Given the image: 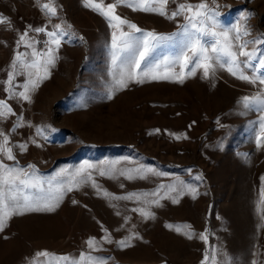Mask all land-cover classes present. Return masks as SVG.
Instances as JSON below:
<instances>
[{
	"label": "rangeland",
	"instance_id": "374dc122",
	"mask_svg": "<svg viewBox=\"0 0 264 264\" xmlns=\"http://www.w3.org/2000/svg\"><path fill=\"white\" fill-rule=\"evenodd\" d=\"M217 3L226 6L220 9L222 24L231 26L242 13L251 11L247 39L264 33V0ZM69 4L70 16L61 8L57 23L66 29L71 25L67 30L72 36L62 40L50 78L39 86L33 114L24 118L17 134H11L16 144L31 145L24 152L14 148L19 167L35 165L38 175L46 179L60 168L78 167L86 161H119L121 170L144 165L169 175L148 174L146 179L128 180L94 172L100 188L109 193H151L159 184L179 178L196 188L198 195L193 198L186 192L177 197L178 203L170 198L174 194L165 196L159 206H151L154 217L145 219L133 211L144 205L134 199L105 197L89 183L67 193L54 211L13 216L0 232V264H32L42 250L78 257L81 251H88L90 237L101 240L103 229L114 242L102 243L93 255L103 257L105 264H162L165 260L167 264H200L209 245L235 257L236 264L253 260L264 264V227H260L264 222L256 212L264 176V147L257 148L250 133L249 121L258 113L239 115L242 109L237 104L259 85L240 81L225 70H218L214 79H203L202 70H198L182 84L131 82L109 98L112 29L82 0ZM175 6L169 0L168 10ZM116 12L141 29L158 33L174 32L184 22L183 17L173 21L126 6H119ZM172 54L169 49L154 53L159 59ZM37 127L44 129L43 135L36 134ZM27 128L29 141L19 132ZM177 135L187 138L176 139ZM33 139L36 144L31 143ZM125 217L130 219L125 222ZM176 226L182 231L177 232ZM186 226L196 233L192 239L184 235L189 230ZM205 230L207 243L199 239ZM132 232L140 238L132 239L131 247L119 248L115 241ZM39 261L47 264L43 257Z\"/></svg>",
	"mask_w": 264,
	"mask_h": 264
},
{
	"label": "snow or ice",
	"instance_id": "6c2138e0",
	"mask_svg": "<svg viewBox=\"0 0 264 264\" xmlns=\"http://www.w3.org/2000/svg\"><path fill=\"white\" fill-rule=\"evenodd\" d=\"M41 11L49 18L57 16V9L61 7L54 0L41 3L34 0ZM175 8L168 10L169 0H114L112 3H104V0H83L85 7L103 16L112 29L110 58H111V84L109 86V98L117 90L127 88L129 83H144L152 81H175L184 83L188 77H193L198 70H202V78H215L218 70H225L231 76L253 86L259 85L257 91L250 95L242 96L237 104L241 106L239 115L258 113L255 120L249 121L250 133L254 137L257 148L264 147V33H260L253 39H247L250 35L248 20L252 16L251 11L241 14L240 20L231 25L222 24L220 19L221 7L217 0H199L191 3L189 0H172ZM118 6H126L134 11L156 13L169 20L175 21L183 17V23L178 24L177 30L171 33H158L155 30H144L135 23L123 18L116 12ZM10 21L0 15V24ZM31 27V26H30ZM71 25L67 26L70 29ZM61 23L54 24L52 30L46 26L35 27V33H45L47 40L43 41V50H37L36 45L41 41L29 36L28 30H24L16 41L17 49L21 45L30 51H17L7 72V79L3 81L7 87L5 92L9 98H18L23 101H31L30 93L39 88L40 84L50 78V68L55 65L57 52L65 37L72 36ZM79 39H83L80 37ZM251 46V47H250ZM169 49L174 54L166 55L159 59L154 55L158 50ZM255 61V63H254ZM179 69L177 71L176 69ZM251 72V74H249ZM17 76H26L22 85L14 84ZM17 87L23 90L16 91ZM9 117H16L10 132L6 133L0 128V232H3L13 216L23 215L26 212L54 211L63 200L64 196L73 190L91 184L98 192L113 200H136L143 207H137L133 211L138 212L145 219L153 218L152 205L159 206L160 200L171 195L173 203H178L177 197L186 192L193 198L198 195L196 188L185 181L176 178L172 183H161L151 193H128L127 195H114L103 190L98 185L93 173L99 176L118 178L125 176L128 180L146 179L148 174L155 176H168L169 173L157 171L151 167L139 165L133 169L121 170L117 168L119 161L107 164H93L84 162L78 167H63L46 179L38 175L35 165L28 164L19 167L5 162L16 161L13 147L21 152L27 151V143L10 144L11 132L24 125L22 115H17L5 99H0V121H6ZM219 123V120L217 121ZM224 127V125H221ZM159 131V130H156ZM37 135H43L44 129L36 128ZM47 139V136L44 137ZM176 139L187 138L175 136ZM31 143L36 144L33 139ZM39 146V145H37ZM190 171V170H189ZM196 179H202L197 176ZM261 188L259 199L256 202V212L264 222V176H261ZM123 187V184H121ZM149 196L152 198L149 199ZM77 203V201H73ZM115 207V205H113ZM120 215L119 212L116 213ZM127 222L129 217H125ZM167 227H173L167 225ZM184 232L189 239L196 235L191 231ZM264 227V223L260 225ZM175 230L181 232L182 228L176 226ZM104 236L101 240L90 237L87 241L88 251H81L78 257L70 255H56L47 250L35 254L32 264H41L39 258H45L47 264H105L104 258L93 255L94 251L101 248L102 243L112 244L114 241L107 229H103ZM139 234L132 232L125 239L116 240L119 248L131 247V240L138 239ZM199 239L208 241L207 230L199 234ZM259 255V254H257ZM162 264H167L166 260ZM200 264H236L235 257L229 256L223 249L209 245L203 253ZM250 264H259L253 260Z\"/></svg>",
	"mask_w": 264,
	"mask_h": 264
},
{
	"label": "crops",
	"instance_id": "0c3cea01",
	"mask_svg": "<svg viewBox=\"0 0 264 264\" xmlns=\"http://www.w3.org/2000/svg\"><path fill=\"white\" fill-rule=\"evenodd\" d=\"M78 1V0H76ZM41 3L47 2V0H40ZM54 2L61 7L57 9V16L51 18V22H49V18L41 11L38 5L35 4L34 0H1L0 1V15L7 17L10 21V24L4 23L0 24V99H5L7 103L13 108V110L17 113V115H22L23 118H27L30 114H33L34 103L39 100V91L40 87L35 89L30 93L31 101H23L18 98H9L8 94L5 92V88L7 85L3 83L7 79V72L10 70V64L12 59L14 58L17 51L26 52L30 51V49H25L23 45L17 49L16 41L19 38V35L24 31L28 30L29 36L36 39V33L32 31L35 27H44L50 31L52 30V26L57 24V19L59 17L58 11L63 8L66 12L71 10V5L69 4L72 0H54ZM83 2V0H82ZM114 0H104V3H112ZM119 7V6H118ZM117 7V8H118ZM31 26V27H30ZM37 48V45H36ZM38 50V48H37ZM27 79L26 76H17L14 84L22 85L23 82ZM45 82V80L43 81ZM42 82V84H43ZM23 90L22 87H17L16 91ZM16 117H9L6 121H0V126L3 130L8 133L10 132L13 123H15ZM26 125H28V121H26ZM24 134V137L28 138L29 141V130L28 128L24 131H19ZM18 130L15 132H11V134H17ZM10 134V135H11ZM17 138V135L15 136ZM25 142V141H24ZM10 144L15 145L16 141L12 139L10 140ZM30 148L31 145L27 144ZM16 147H13V150ZM11 164H15L17 166L20 165V161L16 160L15 162L11 161Z\"/></svg>",
	"mask_w": 264,
	"mask_h": 264
},
{
	"label": "built area",
	"instance_id": "2783aa9c",
	"mask_svg": "<svg viewBox=\"0 0 264 264\" xmlns=\"http://www.w3.org/2000/svg\"><path fill=\"white\" fill-rule=\"evenodd\" d=\"M35 37H36V40L41 41V43L37 44L38 51L43 50V48H44L43 41L47 40L46 34L45 33H36Z\"/></svg>",
	"mask_w": 264,
	"mask_h": 264
}]
</instances>
